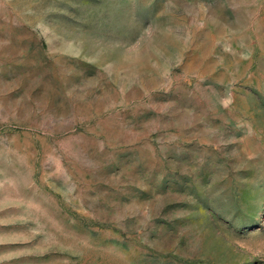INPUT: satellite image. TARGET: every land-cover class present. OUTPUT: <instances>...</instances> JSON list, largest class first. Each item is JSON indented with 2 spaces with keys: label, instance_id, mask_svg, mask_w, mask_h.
I'll use <instances>...</instances> for the list:
<instances>
[{
  "label": "rangeland",
  "instance_id": "rangeland-1",
  "mask_svg": "<svg viewBox=\"0 0 264 264\" xmlns=\"http://www.w3.org/2000/svg\"><path fill=\"white\" fill-rule=\"evenodd\" d=\"M0 264H264V0H0Z\"/></svg>",
  "mask_w": 264,
  "mask_h": 264
}]
</instances>
